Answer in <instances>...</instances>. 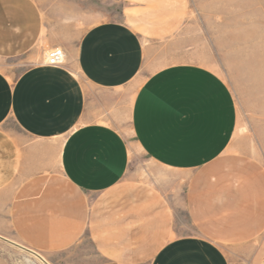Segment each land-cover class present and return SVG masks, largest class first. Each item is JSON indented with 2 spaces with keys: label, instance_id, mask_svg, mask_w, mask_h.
Listing matches in <instances>:
<instances>
[{
  "label": "crops",
  "instance_id": "0c3cea01",
  "mask_svg": "<svg viewBox=\"0 0 264 264\" xmlns=\"http://www.w3.org/2000/svg\"><path fill=\"white\" fill-rule=\"evenodd\" d=\"M122 4L76 30L46 22L38 0H0V61L17 62L0 64V235L6 223L49 254L86 238L95 264H229L220 242L264 231V170L227 154L235 97L200 63L149 71L148 42L181 27L186 0ZM55 46L66 60L51 67ZM135 147L160 168L148 181L128 177ZM179 207L195 234H179Z\"/></svg>",
  "mask_w": 264,
  "mask_h": 264
},
{
  "label": "rangeland",
  "instance_id": "374dc122",
  "mask_svg": "<svg viewBox=\"0 0 264 264\" xmlns=\"http://www.w3.org/2000/svg\"><path fill=\"white\" fill-rule=\"evenodd\" d=\"M53 24L59 18L76 30L107 19H120L122 0H38ZM181 27L165 39L148 42L149 71L174 63H200L217 71L235 97L238 122L227 154L258 162L264 170V0H186ZM57 23V22H56ZM48 49V48H47ZM17 63L14 60L0 64ZM146 66V67H147ZM8 126L17 129L13 121ZM117 127L131 135V117L120 115ZM128 177L149 180L151 163L135 147ZM179 234H195L186 210L177 208ZM0 235V264H95L99 257L88 239L59 253H39L17 242L13 231ZM229 264H264V231L250 241L221 243Z\"/></svg>",
  "mask_w": 264,
  "mask_h": 264
},
{
  "label": "built area",
  "instance_id": "2783aa9c",
  "mask_svg": "<svg viewBox=\"0 0 264 264\" xmlns=\"http://www.w3.org/2000/svg\"><path fill=\"white\" fill-rule=\"evenodd\" d=\"M45 56V63L48 66L54 67V66H60L64 64L66 60V54L62 47L55 46L52 49H49Z\"/></svg>",
  "mask_w": 264,
  "mask_h": 264
}]
</instances>
